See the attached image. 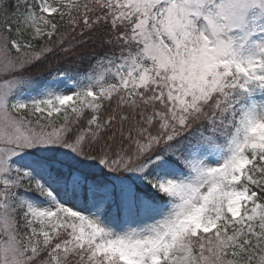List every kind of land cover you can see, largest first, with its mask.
<instances>
[{
    "label": "snow or ice",
    "instance_id": "1",
    "mask_svg": "<svg viewBox=\"0 0 264 264\" xmlns=\"http://www.w3.org/2000/svg\"><path fill=\"white\" fill-rule=\"evenodd\" d=\"M0 264H264V0H0Z\"/></svg>",
    "mask_w": 264,
    "mask_h": 264
}]
</instances>
